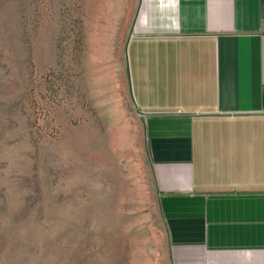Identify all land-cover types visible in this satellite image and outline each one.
I'll return each instance as SVG.
<instances>
[{"label":"rangeland","instance_id":"374dc122","mask_svg":"<svg viewBox=\"0 0 264 264\" xmlns=\"http://www.w3.org/2000/svg\"><path fill=\"white\" fill-rule=\"evenodd\" d=\"M140 0H0V264H170L135 106Z\"/></svg>","mask_w":264,"mask_h":264},{"label":"crops","instance_id":"0c3cea01","mask_svg":"<svg viewBox=\"0 0 264 264\" xmlns=\"http://www.w3.org/2000/svg\"><path fill=\"white\" fill-rule=\"evenodd\" d=\"M127 57L170 264H264V0H140Z\"/></svg>","mask_w":264,"mask_h":264}]
</instances>
